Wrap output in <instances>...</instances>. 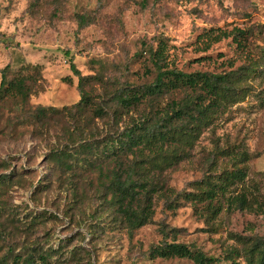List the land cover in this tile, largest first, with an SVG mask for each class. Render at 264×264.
Returning a JSON list of instances; mask_svg holds the SVG:
<instances>
[{"label":"rangeland","instance_id":"obj_1","mask_svg":"<svg viewBox=\"0 0 264 264\" xmlns=\"http://www.w3.org/2000/svg\"><path fill=\"white\" fill-rule=\"evenodd\" d=\"M75 13L94 18L80 25ZM234 26L249 31L245 48L228 36L203 49V32ZM160 40L166 66L185 72L220 73L259 61L264 0H0V68L12 59L9 76L26 77L30 95L24 108L42 103L60 110L45 125L21 122L16 99L0 100V175L8 174L0 182V264L44 252L47 264H194L189 258H152L150 247L162 240L191 244L221 264L244 263L245 248L264 236V67L248 78L242 100L220 106L189 144L168 147H179L184 155L179 162L155 168L139 155L124 157L125 163L140 159L168 191L154 194L151 220L132 238L114 225L102 198L113 163L103 160L102 170L83 163L79 145L84 140L100 146L132 119L162 112L191 93L176 89L157 98L152 109L146 100L128 110L114 104L111 92L118 81L153 80L148 54L140 48L146 43L155 49ZM70 62L90 77L85 89L92 105L104 108L102 115L92 105L83 122L71 114L80 94ZM61 148L78 158L73 172L50 157ZM241 151L247 160L238 162ZM240 166L245 178L226 197L245 193L251 208L229 209L220 197L221 208L213 214L204 202L183 198L204 187L206 178L217 183L222 171Z\"/></svg>","mask_w":264,"mask_h":264},{"label":"trees","instance_id":"obj_2","mask_svg":"<svg viewBox=\"0 0 264 264\" xmlns=\"http://www.w3.org/2000/svg\"><path fill=\"white\" fill-rule=\"evenodd\" d=\"M93 18V14L75 13V19L80 25L88 24ZM248 35L247 29L237 26L230 30L220 27L209 28L202 33V36L206 38L203 49H208L212 43L228 36L232 37L237 48L243 49ZM163 43V40L158 41L155 49L145 48L146 43L142 44L140 52L148 54L155 76L151 82L139 85L126 80L118 81L111 92L114 104L128 110L146 100L152 109L157 98L172 93L176 89L191 90V93L187 92L178 101L172 100L170 106L162 112L154 109L138 119H132L112 139L100 146L82 140L78 150L79 154H84L83 163L98 166L100 170H102L103 160L113 163L111 169L109 168L108 173L105 174L102 198L107 203L106 207L111 212L114 225L122 228L128 238H132L136 229L151 220L154 194L164 190L162 194L166 196L168 190L163 188L157 178L149 175L147 167H143L138 162L140 159L125 163L124 157H128L129 154L139 155L155 168H160L164 163L168 165L179 162L184 156L180 155L179 147L175 145L171 150H168V147L174 143L189 144L198 135L202 126L210 124L213 113L220 106L242 100L249 90L248 78L264 67L263 48V55L259 61L253 59L234 70L220 73L199 70L185 72L166 66L162 55ZM6 44L8 45L7 42ZM14 46H18L17 43ZM11 67L12 59H9L7 64L0 68V100L5 97L16 99L15 103L20 105L21 109L20 114L16 116L18 121L31 120L34 124H47L50 121V115L60 110L42 103H32L24 108L30 95V87L23 75L9 76ZM70 69L77 76V89L80 94L79 100L72 105L75 112L71 114L83 122L85 120L83 112L93 104L91 93L85 89L86 80L90 77L82 75L73 62H70ZM205 100L207 103L204 104ZM103 110L101 105L92 107V111L96 114L102 115ZM92 115L94 114L91 113ZM175 121H180V124L177 125ZM78 126L83 129V123H79ZM71 154L68 148H61L52 151L50 157L56 160L65 171L73 172L78 166V158L74 157L75 155L69 157ZM239 156L238 162L247 160L246 151H241ZM245 170L246 168L242 166L231 170L225 169L219 174L217 183L206 178L204 187H196L198 190L195 192L187 191L182 193V196L196 203L204 202L206 209L213 214L221 208L220 197L225 198L229 209L251 208L245 193L231 194L226 197L230 186L244 180ZM137 171L141 173L136 178L134 175ZM7 176L8 174L0 175V182H6ZM86 252L90 257L91 252L89 250ZM149 254L152 258H189L194 264H221L219 259L195 249L193 245L174 240L170 242L162 240L152 245ZM244 254V263L232 259L226 264H264V236L254 238L250 246L245 248ZM47 258L45 252L39 254L38 258L28 253L24 257L16 258L11 264H47Z\"/></svg>","mask_w":264,"mask_h":264}]
</instances>
